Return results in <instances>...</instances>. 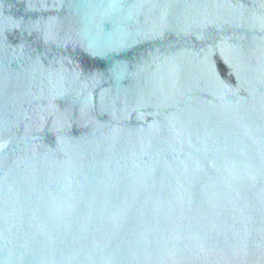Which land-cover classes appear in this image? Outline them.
I'll use <instances>...</instances> for the list:
<instances>
[{"label": "water", "instance_id": "water-1", "mask_svg": "<svg viewBox=\"0 0 264 264\" xmlns=\"http://www.w3.org/2000/svg\"><path fill=\"white\" fill-rule=\"evenodd\" d=\"M0 264H264V0H0Z\"/></svg>", "mask_w": 264, "mask_h": 264}]
</instances>
